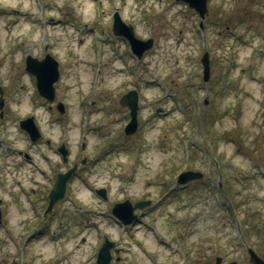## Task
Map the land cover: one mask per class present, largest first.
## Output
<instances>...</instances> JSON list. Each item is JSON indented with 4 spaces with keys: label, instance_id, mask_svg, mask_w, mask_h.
I'll return each mask as SVG.
<instances>
[{
    "label": "rangeland",
    "instance_id": "1",
    "mask_svg": "<svg viewBox=\"0 0 264 264\" xmlns=\"http://www.w3.org/2000/svg\"><path fill=\"white\" fill-rule=\"evenodd\" d=\"M206 6L200 17L181 0H0L5 227L18 231L19 211L29 219L30 199L47 192L55 172L88 158L54 211L66 229L55 228V242L28 245L42 263L93 264L101 233L126 248L121 264H214L216 255L250 264L243 241L264 258V0ZM114 13L136 37L153 39L140 58L112 33ZM45 52L59 60L53 103L25 70L26 54ZM134 89L138 124L127 135L128 108L118 102ZM30 115L36 142L19 125ZM61 142L72 153L66 164L54 152ZM181 171L204 175L180 186ZM96 187L108 189L107 199ZM124 197L151 200L134 234L107 212ZM5 227L0 257L13 249Z\"/></svg>",
    "mask_w": 264,
    "mask_h": 264
},
{
    "label": "water",
    "instance_id": "2",
    "mask_svg": "<svg viewBox=\"0 0 264 264\" xmlns=\"http://www.w3.org/2000/svg\"><path fill=\"white\" fill-rule=\"evenodd\" d=\"M188 3V5L192 8H194L200 15V17H203L205 12L207 11L206 5V0H184ZM120 16L116 13L114 15V20L112 24V31L115 34L118 35H123L125 36L130 43L132 51H134L138 57L141 56L142 52L144 49H147L148 47L151 46L152 44V39H147V40H140L137 37L134 36V32L132 27L130 25L125 24L122 20H120ZM207 53L204 52V55L201 58V62L203 65V72H204V79L206 80L208 77V71H209V65H208V57ZM57 61L49 54H46L45 57L41 60H38L37 58H33L31 56H27L26 58V70H28L30 73L34 74L36 77V83H37V88L41 96L46 97L49 100H52L54 98V87L53 83L57 80L59 71H58V65ZM1 92V90H0ZM2 93L0 96V100H2ZM137 94L136 92L133 91H128L125 95H123L120 99L121 104H126L129 106L130 109V115L131 119L128 122L125 132L130 133L136 130V110H137ZM2 102H0L1 106ZM61 110L62 104L59 103L57 105ZM20 125L22 128H24L28 134L29 138L33 141H35L39 136L40 132L37 127H35V123L32 117H28L26 119H22L20 121ZM61 152L65 155L66 154V149L60 148ZM75 167L70 168L67 172L65 173H59L56 176V180L54 183V186L52 187L49 197L50 198V205L64 195V190H65V185H66V179L69 178L71 173L74 171ZM194 176H199L200 173H192V172H183L179 175V181H186L187 179L194 177ZM102 192V191H101ZM103 193V192H102ZM147 202H139L136 204V206H143ZM123 206L122 208H120ZM132 208L128 204L127 201L123 203L115 204L112 208L113 213H115L122 222L124 223H129L133 216L131 214ZM109 244L105 242L103 246H101L99 250V255L97 259V264H105L108 259H109ZM250 252V261L252 264H264L263 259H261L253 250L248 249ZM220 261V258H216V264H218ZM234 264V263H233Z\"/></svg>",
    "mask_w": 264,
    "mask_h": 264
},
{
    "label": "flooded vegetation",
    "instance_id": "3",
    "mask_svg": "<svg viewBox=\"0 0 264 264\" xmlns=\"http://www.w3.org/2000/svg\"><path fill=\"white\" fill-rule=\"evenodd\" d=\"M5 103V101H4ZM4 106V105H3ZM4 116V109H3V115ZM1 117V119H2ZM57 149L54 150V152H57ZM70 156H72L71 151H69L68 153V159H70ZM88 162V158H85V160L83 161L82 158L78 161H74L72 163L76 164L77 169L75 171V176H72V178H70V180L75 179L77 177L78 174H80V169L82 170L83 167H85L86 163ZM69 167L67 166V168L63 169V171H65L66 169H68ZM58 173V171L55 172V176ZM54 176V177H55ZM53 177V182L55 180V178ZM69 180V181H70ZM52 182V185H53ZM69 183H67V187H66V192L68 190V186ZM51 185V186H52ZM49 189L47 190L46 193H36V196L34 198V200L30 199L31 202L28 203L29 205V210L31 212V215H29V219L26 220V216L22 217V214L24 212H20V220H19V229L18 231L16 229H13L11 232L8 230H6V238L7 241H3L5 246H8L9 243L11 242L12 244V250H5V254L4 256L0 257V264H64L62 262H57V258L51 257L49 259V262H41L40 261V256L39 254H35L32 251H29L30 243L32 242H36L39 240H45L46 244L47 243H51V242H55L57 239V229H55L57 226L58 228H63L66 229L64 226V220H65V216L61 217V214L59 215L58 220H56L55 213L54 211L56 210V207L59 205L57 204L58 202L60 203L61 201L64 200V197H62L61 200H58L56 202L53 203L52 207L48 208V204H49V198L48 197V191L50 190V187H48ZM94 191H96V188H94ZM107 199V198H105ZM128 200L129 201V205L132 208L131 213L132 215H134L133 219L130 221V223H128V226L126 227H122L119 226L117 223L120 222V220L117 218V220H115V224L116 226H118V229L123 231L124 234H128V232L133 233L134 231L133 229L135 228L136 222L140 221L139 218V212L138 211H142L144 208L146 209V207L148 208L149 206H151V201L150 203H147L148 205H146L145 207L142 208H136V203L138 202H143L145 200H147V198H139V199H135V200H130L127 197H124L122 199H119L115 202L112 203V205L114 203L117 202H121L123 200ZM2 200V199H1ZM0 200V201H1ZM2 207H1V212H2V219H5V213L6 210L3 207V203L5 205V201L2 200ZM112 205H110L112 207ZM123 206H121L120 208H122ZM111 210V209H110ZM111 212V211H110ZM81 215V214H80ZM3 219V221H4ZM93 226L95 225V222L92 223ZM84 228H87L86 225H84ZM9 229V228H8ZM70 230V229H69ZM131 230L133 232H131ZM67 231V230H66ZM132 234V235H133ZM131 235V234H130ZM108 235L101 233L100 237L101 239L99 240V245L97 246V249L95 250V256L93 257V264H95V257L97 254V250L99 247H101V244L104 242V240L106 239ZM62 237L60 236L59 239L62 242L63 239H61ZM82 241L85 242L84 238L82 237ZM110 243H111V249H110V260L108 264H121L124 262V256H122V254L125 253L126 248L122 247L119 245V242L115 241L114 239H109ZM95 247V246H94ZM7 249V248H6ZM12 251V252H10Z\"/></svg>",
    "mask_w": 264,
    "mask_h": 264
}]
</instances>
